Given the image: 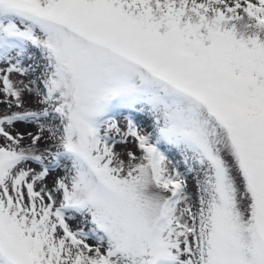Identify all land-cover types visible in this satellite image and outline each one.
I'll list each match as a JSON object with an SVG mask.
<instances>
[{"label": "snow or ice", "instance_id": "6c2138e0", "mask_svg": "<svg viewBox=\"0 0 264 264\" xmlns=\"http://www.w3.org/2000/svg\"><path fill=\"white\" fill-rule=\"evenodd\" d=\"M0 264H264V0H0Z\"/></svg>", "mask_w": 264, "mask_h": 264}]
</instances>
